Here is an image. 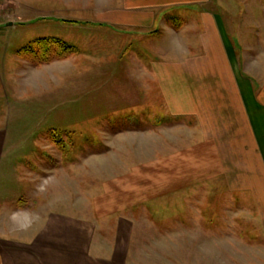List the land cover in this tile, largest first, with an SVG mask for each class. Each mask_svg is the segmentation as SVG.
<instances>
[{"label": "crops", "instance_id": "0c3cea01", "mask_svg": "<svg viewBox=\"0 0 264 264\" xmlns=\"http://www.w3.org/2000/svg\"><path fill=\"white\" fill-rule=\"evenodd\" d=\"M43 1L40 7L26 0L0 3L10 6L18 22L26 23L21 19L54 12L43 9ZM60 1L68 9L59 15L62 19L92 22L107 36L123 35L119 63L130 57L127 68L134 73L137 88L146 89L148 97L153 88V100L162 101L159 113L189 123L197 138L147 164L140 174L150 176V183L126 184L125 190L151 191L145 202L170 196L178 210L167 218L169 227L180 220L198 222L201 229L186 228L182 246L173 241L154 244L153 239H175L170 228L157 235L136 233L132 243L133 230L124 227L121 217L110 215L117 224L110 225L113 234L107 238L100 234L103 228L96 217L62 215L33 230L24 241L15 240L8 248L9 264H264V85L241 65L227 14L223 17L210 8L214 0ZM171 15L190 22L194 18V25L177 31L167 25ZM0 20L16 26L9 18ZM162 29L169 39L158 38ZM75 54L54 61L57 85L60 78L72 79L77 73ZM24 63L31 67L30 61ZM25 68L24 78L31 75ZM27 82L31 84L29 78ZM177 193L180 201L173 197ZM193 206L199 208L197 214ZM155 207L156 216L161 209ZM117 209L102 210L98 217ZM144 237L152 239L146 248ZM164 244L167 256L154 253Z\"/></svg>", "mask_w": 264, "mask_h": 264}, {"label": "rangeland", "instance_id": "374dc122", "mask_svg": "<svg viewBox=\"0 0 264 264\" xmlns=\"http://www.w3.org/2000/svg\"><path fill=\"white\" fill-rule=\"evenodd\" d=\"M26 1L40 7V0ZM43 3V9L54 12L21 19L26 23L18 22L10 6L0 3V19L16 23L13 28L0 20V264H9L8 248L15 240L24 241L33 230L62 215L96 217L103 228L100 234L107 238L113 234L110 225L117 224L110 215L121 217L124 227L133 230L132 243L136 233L157 235L171 229L175 239H153L154 244L173 241L182 246L186 228L199 229L200 223L179 220L170 228L167 218L178 210L170 196L145 202L151 191H127L125 186L150 183V176H141L142 169L197 136L185 120L159 113L162 101L153 100V88L150 97L146 89L137 88V79L127 68L130 57L119 63L123 35L107 36L92 22L62 19L59 15L68 9L60 0ZM210 6L223 17L227 14L241 65L264 85V0H214ZM192 19L171 15L167 25L182 31ZM164 35L169 39L167 34L158 38L163 40ZM43 36L77 46V73L72 79L66 75L57 85V59L39 66L18 53L20 46ZM24 60L31 67L25 68ZM23 67L31 73L26 78L21 76ZM141 110L144 114L139 115ZM153 207L161 209L157 217ZM193 207L197 214L199 208ZM112 208L119 209L98 217ZM151 240L144 237L141 245L146 248ZM166 246L154 253L167 256Z\"/></svg>", "mask_w": 264, "mask_h": 264}, {"label": "trees", "instance_id": "16d2710c", "mask_svg": "<svg viewBox=\"0 0 264 264\" xmlns=\"http://www.w3.org/2000/svg\"><path fill=\"white\" fill-rule=\"evenodd\" d=\"M176 27H179V25ZM77 51L78 49L75 45L69 44L62 38L45 36L31 40L26 45L22 46L18 50V53L30 58L34 64L40 65L42 63L50 62L53 59L69 57L70 55L77 53Z\"/></svg>", "mask_w": 264, "mask_h": 264}]
</instances>
